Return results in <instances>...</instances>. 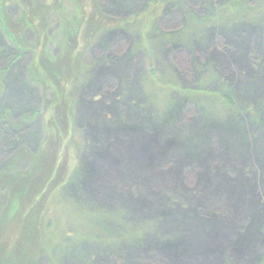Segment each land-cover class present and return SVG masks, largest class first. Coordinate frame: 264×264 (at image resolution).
<instances>
[{"label":"rangeland","instance_id":"rangeland-1","mask_svg":"<svg viewBox=\"0 0 264 264\" xmlns=\"http://www.w3.org/2000/svg\"><path fill=\"white\" fill-rule=\"evenodd\" d=\"M183 1L159 8L152 40L150 0H96L111 25L96 29L81 72L65 83L70 177L48 207L50 229L73 249L63 264H264V19L220 18L186 44L165 33L185 25L186 10L209 19L228 0ZM81 31L78 52L94 36L91 25ZM153 44L149 60L144 45ZM12 57L0 56L2 103L18 119L51 92L26 87L29 53ZM225 86L233 110L211 93ZM40 128L36 118L7 135L15 146L0 152V166L16 147L34 148Z\"/></svg>","mask_w":264,"mask_h":264},{"label":"trees","instance_id":"trees-1","mask_svg":"<svg viewBox=\"0 0 264 264\" xmlns=\"http://www.w3.org/2000/svg\"><path fill=\"white\" fill-rule=\"evenodd\" d=\"M88 1L91 8L85 15L83 0H0V35L5 43L0 47V56L9 49L13 54L10 64H14L29 53L30 61L24 70L26 87L38 88L43 94L51 92L39 109L29 114L25 112L15 119V111L6 109L2 103L3 77L7 67L0 69V152L5 146L11 150L9 144L15 146L14 143L5 144L7 135L18 134L20 126L36 118L41 120L40 138L36 146L16 147L0 166V264H40L43 260L48 261V264H63L65 253L73 250H68L71 245L61 239L60 231L56 229L55 234L50 229L48 207L52 195L58 194L70 177L69 169L64 164L72 134L67 109L70 92L66 93L65 83L81 72L80 66L85 64L83 55L90 51L87 44L89 39L95 38L96 29L106 30L111 25H108L110 21L104 18L96 6V0ZM251 1L253 5L248 6L245 0H228L209 19L197 17L192 10H186L185 25L177 32L165 34L170 40L179 39L189 44L194 29L216 23L220 18H224L226 24L243 19H264V0ZM183 2L150 0L143 22L152 40L158 37L154 33V17L159 8L172 3L183 5ZM12 3L18 7L15 15L8 11ZM116 22L118 27L127 24V20ZM53 24L56 28L49 33ZM83 24L92 26L94 36L85 37V51L78 52ZM29 31L36 37L32 45L26 37ZM144 46L145 51L150 52L146 54L149 60L158 56L154 44L152 47ZM180 90L196 92L188 88ZM223 91L211 93L233 110L230 89L225 86ZM64 233L67 234L66 231Z\"/></svg>","mask_w":264,"mask_h":264}]
</instances>
